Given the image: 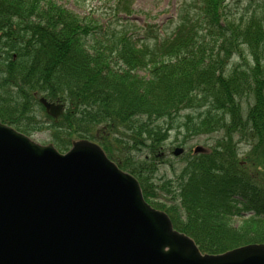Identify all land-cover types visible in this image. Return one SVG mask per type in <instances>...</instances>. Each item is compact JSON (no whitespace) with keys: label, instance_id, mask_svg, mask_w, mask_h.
I'll return each instance as SVG.
<instances>
[{"label":"trees","instance_id":"trees-1","mask_svg":"<svg viewBox=\"0 0 264 264\" xmlns=\"http://www.w3.org/2000/svg\"><path fill=\"white\" fill-rule=\"evenodd\" d=\"M108 1L105 20L56 0H0V121L49 131L62 153L100 136L202 254L264 245V0H179L167 27L143 34L130 0ZM40 97L66 105L58 122L46 126ZM172 133L188 150L189 139L222 137L187 154L178 175L172 166L175 180L157 178Z\"/></svg>","mask_w":264,"mask_h":264},{"label":"water","instance_id":"water-1","mask_svg":"<svg viewBox=\"0 0 264 264\" xmlns=\"http://www.w3.org/2000/svg\"><path fill=\"white\" fill-rule=\"evenodd\" d=\"M0 264H264V245L203 256L96 144L61 155L0 124Z\"/></svg>","mask_w":264,"mask_h":264},{"label":"rangeland","instance_id":"rangeland-1","mask_svg":"<svg viewBox=\"0 0 264 264\" xmlns=\"http://www.w3.org/2000/svg\"><path fill=\"white\" fill-rule=\"evenodd\" d=\"M56 1L58 2V4L64 6L66 9H69L71 12L75 13L76 15H79L80 17L93 15V17L99 18L100 16L101 17L103 16L105 17L106 20L108 17L112 15L111 13H113L112 10L110 9V2L108 0H56ZM130 2L132 3L133 23L136 25V27L141 29H144L143 27H145L146 24H153V25L158 24L159 26H166V25L168 26L169 20L173 16H175L176 6L178 5V0H130ZM33 95L34 97H36L37 93H34ZM243 106L246 115L248 105L245 102ZM38 107L41 108V106ZM38 107L36 108L37 110H39ZM33 113H35V111H33ZM43 117L44 119L49 120L48 117L46 116ZM38 120H41L40 115L38 116ZM45 123H49L46 126H50L51 124V122H45ZM46 126L42 125L44 129L46 128ZM221 135L218 134V135L202 136L199 138L189 139V141L186 143L187 145L186 147L191 148V150L190 149L188 150V148H184L187 150L186 151L187 153H184L180 157L179 156L180 153L176 154L177 151L179 150L177 145L180 144V141L182 143L185 141V135L178 136L180 141L177 142L176 135L172 133L171 138L168 141H166L164 144L166 146L165 151L162 152L160 155V157L163 158V163H161L159 166L157 178L166 176L170 180H175L176 179L175 175H178L184 166V161L182 160L185 159V157H187V154L192 153V151L195 153V150L199 151L202 154L209 153V150H211L215 145V140L219 139ZM29 136L32 141L42 146H49L51 144L54 145L53 138L49 131H43V132L37 131L31 135L29 133ZM65 137L66 136H63L62 139L67 140V138ZM173 150H176L175 154L178 157L173 156ZM250 150L251 147L241 145L239 150L241 157L244 158L250 152ZM172 166H174L176 169L175 175L172 171ZM233 224L235 227L240 225L242 226V221L240 219H236V221H234Z\"/></svg>","mask_w":264,"mask_h":264}]
</instances>
